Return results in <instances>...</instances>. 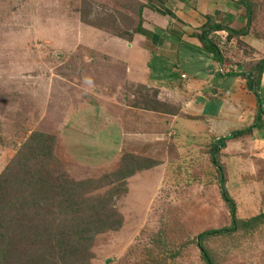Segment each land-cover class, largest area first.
Returning <instances> with one entry per match:
<instances>
[{"label": "rangeland", "instance_id": "rangeland-1", "mask_svg": "<svg viewBox=\"0 0 264 264\" xmlns=\"http://www.w3.org/2000/svg\"><path fill=\"white\" fill-rule=\"evenodd\" d=\"M156 1L0 0V264H206L198 242L213 264H264V218L199 240L232 227L220 178L237 221L264 215V149L250 137L228 141L221 177L210 147L232 127L202 129V117L188 114L211 100L191 92L202 82L188 78L186 94L131 82L125 52ZM254 10L247 31L264 42V1ZM253 43L229 50L224 68L241 62L255 80ZM245 77L225 100L244 128L255 123ZM16 160L30 163L18 169ZM74 201L86 222L100 212L112 221L76 253L65 212Z\"/></svg>", "mask_w": 264, "mask_h": 264}, {"label": "crops", "instance_id": "crops-1", "mask_svg": "<svg viewBox=\"0 0 264 264\" xmlns=\"http://www.w3.org/2000/svg\"><path fill=\"white\" fill-rule=\"evenodd\" d=\"M262 1L264 0H157L155 3H150L144 14L146 21H144L142 28L140 27V32L133 38L130 50L125 52V60L128 66H131V82H143L144 80L148 86H154V89L160 94L166 91L186 94V90H188L186 89L187 79L196 77L198 81L202 82V85L192 89L191 92L195 91V96L196 94H200L202 97L212 95L208 98H211L210 102L205 103L204 106L197 102L196 104L189 102L193 104V107L188 114H195V116L198 114L197 116L202 117L200 120L197 119L202 122V129L208 130L205 125L206 122H210V126L216 122V129L220 131L232 127L231 133L249 128L250 126L242 127L240 120H238V110L235 107L233 118L231 114L228 115L227 111L233 110L234 102L226 104L225 101L226 99L229 100L227 93H230L233 86H236L238 82H242L246 86V81L240 76L245 74V70L241 66L243 64H240L241 62H234L232 65L227 63L228 66L232 67V71H229L233 74L232 77H219V75L216 76V72L218 70L220 73L228 72L224 68V64H226L224 58L230 55L229 52L231 51L229 50H234L233 52L236 50L238 53L236 44L244 45L247 48L250 46L248 44L257 42L255 47H252L255 53L251 60L259 64L263 62L264 66V55L262 54L264 53V42L257 40L259 38L254 37V32L251 30L245 37H238L234 33L248 28V23L252 17L250 14L255 11L254 7ZM244 3L249 6V11ZM209 25H219L228 31L230 29L233 33H229L227 30L209 32ZM205 33H210L206 39L211 41L214 46L217 45L218 39L226 42L227 54L222 51V46L217 45L223 59L222 64L218 63L216 57L207 51L203 42ZM259 55H261L260 58ZM247 62L250 63V61ZM195 64H200V69L197 68L196 71L194 68V72L187 70L188 66L194 67ZM262 71L264 74V67ZM182 75L187 78H181ZM175 76H179V79ZM260 88L258 94H254L246 88L250 95H247L246 99L249 102L247 114L253 115L252 118H257L260 104L262 128L254 129L251 134L229 142H238L239 140L242 141L244 137L247 139L250 137L253 140L250 144L253 148L261 146L264 149V90H262L264 89V79ZM214 90L221 92V96L217 100L213 98ZM215 108L216 116H211L207 110ZM227 108L229 109L227 110ZM221 123L226 125L221 126ZM238 124L240 125L237 126ZM224 137L217 134L216 138L213 139L217 141ZM181 138L182 135H180ZM261 159L263 163L264 154Z\"/></svg>", "mask_w": 264, "mask_h": 264}, {"label": "trees", "instance_id": "trees-1", "mask_svg": "<svg viewBox=\"0 0 264 264\" xmlns=\"http://www.w3.org/2000/svg\"><path fill=\"white\" fill-rule=\"evenodd\" d=\"M244 5L247 8V10L249 11V6L247 5V3H244ZM248 13L250 14V12H248ZM249 27H251V21H249V23H248V28ZM248 28L246 30H242L240 32H237V33L234 32V33L238 37H240V36L245 37L248 35V31H247ZM208 29H209V32L225 31V30L228 31V29H226V28L224 29V27L219 26V25H215V26L209 25ZM228 32L233 33V31H231L230 29ZM209 34L210 33H205L203 35L204 45L206 46L207 51L216 57V61L218 63L222 64L223 59L221 58L220 49L217 47V45L216 46L212 45V42L208 41L206 39V38H208ZM256 66H257L256 69L257 70L259 69L258 70L259 72H258V77L255 80H253L251 74H247V75L243 74L240 76L241 77L246 76L245 78L248 81V89L250 91L254 92L255 94H258L257 92L261 89L260 86L262 85V81L264 79V74L262 71V69L264 67L263 62L256 65ZM218 75H219V77H232L233 76V74H231L229 72L220 73L219 71H217L216 76H218ZM175 78L179 79V76H177V77L175 76ZM181 78H182V76H181ZM262 90H264V89H262ZM258 109H259V112H258L257 118L255 119L256 120L255 124L252 127H249L247 129H243L241 131L233 132L228 137L220 138L217 141L215 140L211 144L210 153H209L210 160H211L212 165L216 168L217 172L220 174V176L222 173V167H221V164L219 163V155H220L221 150H223L226 147V143L230 140L241 138L243 136L249 135L253 132L254 129L262 128L261 127L262 123L260 120L261 116H262L260 104H259ZM37 137H38L37 134H35L33 139L37 140L38 139ZM41 137H43V136L41 135ZM33 142H35V141H33ZM27 161L28 160H24V161H21V160L17 161L16 160L14 165L17 166L18 169H20V168H23V165H28L30 163V161H28V162ZM136 170H138V169H136ZM124 176H126V175H124ZM9 181L10 180H7V182H9ZM219 187L221 189L220 195L222 196L223 201L226 203V205L228 206L229 211H230V215H231V219H232V227H231V229H224V230H220V231L215 230V231H210L208 233H204V234L200 235V237H199L200 241L207 238L208 236H211V237L222 236V235L228 236L229 234L235 233L237 228H239V226H243L244 228L252 227V226H255L258 223L262 222V220L264 218V215H261L259 217L251 219L248 223H241V222L237 221V219H236V205L234 203V200H232V198L230 197V195L227 194L228 192H227L226 187H225V181L221 178L219 180ZM0 197L3 198L2 195ZM11 201H13V199H11L10 202ZM4 202H5L4 200L0 199V203H4ZM7 202H8V199H7ZM33 203L35 205L39 206L38 200H33ZM67 206L68 207L65 209V212H68L74 218V220L71 223L73 228L70 229V231H71V236L75 238V241L71 240L70 246L72 247L73 252H75V253L79 250L83 251L84 249H86V244L90 243L92 241L94 233H98V231L100 233V232H102L108 228L109 229L112 228L111 227L112 226L111 225V223H112L111 216L108 214H104L102 212L92 213L90 215L92 217V220L95 218H96V220H94V221L88 220L86 222L87 219H85L84 217H82V218L79 217V214L81 211L78 207V201H76V202L74 201L70 205H67ZM45 210L48 211L49 206H47L45 208ZM60 240L61 239H57V243H56L59 248H61V246H62L61 244L60 245L58 244L60 242ZM62 247H64L65 250H67V248H68L66 244ZM198 247L201 250L202 258L205 261V263L206 264H213L210 261V258L208 256L207 252L201 246L200 242H198ZM68 251H69V249H68ZM64 253L66 254L67 252H64Z\"/></svg>", "mask_w": 264, "mask_h": 264}, {"label": "built area", "instance_id": "built-area-1", "mask_svg": "<svg viewBox=\"0 0 264 264\" xmlns=\"http://www.w3.org/2000/svg\"><path fill=\"white\" fill-rule=\"evenodd\" d=\"M182 77H183V78H185V76H184V75H183Z\"/></svg>", "mask_w": 264, "mask_h": 264}, {"label": "clouds", "instance_id": "clouds-1", "mask_svg": "<svg viewBox=\"0 0 264 264\" xmlns=\"http://www.w3.org/2000/svg\"><path fill=\"white\" fill-rule=\"evenodd\" d=\"M183 76V75H182ZM185 76V75H184ZM183 78V77H182ZM184 79V78H183Z\"/></svg>", "mask_w": 264, "mask_h": 264}]
</instances>
